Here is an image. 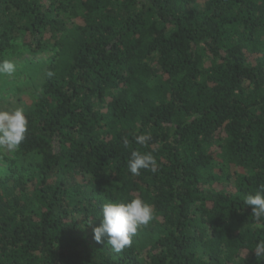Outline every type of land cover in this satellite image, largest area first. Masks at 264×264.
I'll return each mask as SVG.
<instances>
[{
	"label": "trees",
	"instance_id": "trees-1",
	"mask_svg": "<svg viewBox=\"0 0 264 264\" xmlns=\"http://www.w3.org/2000/svg\"><path fill=\"white\" fill-rule=\"evenodd\" d=\"M49 48L3 157L0 264H264V0H0V61ZM137 197L154 219L97 243L102 205Z\"/></svg>",
	"mask_w": 264,
	"mask_h": 264
},
{
	"label": "clouds",
	"instance_id": "clouds-1",
	"mask_svg": "<svg viewBox=\"0 0 264 264\" xmlns=\"http://www.w3.org/2000/svg\"><path fill=\"white\" fill-rule=\"evenodd\" d=\"M16 71V65L10 60L0 61V73L11 76ZM52 75L51 72L48 73ZM28 121L22 107L0 109V147L15 151L26 138ZM150 135L137 136L136 142L145 144ZM127 147L128 140L124 139ZM156 161L151 154H142L138 151L131 153L128 168L133 175H139L141 169L156 171ZM244 203L252 207V215L260 220L264 218V185L255 194H248ZM102 218L98 227L93 229V238L97 243H107L119 253L132 244V238L141 226L148 225L155 217L153 207L137 197L130 202H106L101 208ZM257 258L264 257V240L258 242L253 249Z\"/></svg>",
	"mask_w": 264,
	"mask_h": 264
},
{
	"label": "rangeland",
	"instance_id": "rangeland-1",
	"mask_svg": "<svg viewBox=\"0 0 264 264\" xmlns=\"http://www.w3.org/2000/svg\"><path fill=\"white\" fill-rule=\"evenodd\" d=\"M54 56L52 49L35 54L25 51L21 55L13 54L7 60L14 62L16 71L11 76L0 73V109L22 107L25 109L36 97L39 78L42 77L46 65ZM13 151L0 147V176L6 172L4 155L12 157ZM81 235L87 236L85 228Z\"/></svg>",
	"mask_w": 264,
	"mask_h": 264
}]
</instances>
